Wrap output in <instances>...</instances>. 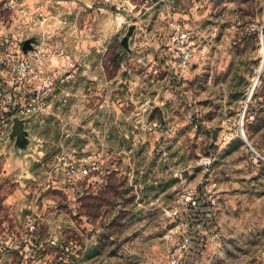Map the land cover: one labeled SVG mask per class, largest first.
Masks as SVG:
<instances>
[{
    "label": "rangeland",
    "instance_id": "374dc122",
    "mask_svg": "<svg viewBox=\"0 0 264 264\" xmlns=\"http://www.w3.org/2000/svg\"><path fill=\"white\" fill-rule=\"evenodd\" d=\"M263 17V0H14L1 10L0 52L20 55L25 41L63 49L71 65L55 53L47 67L72 76L25 121V142L0 139V264L22 262L1 238L20 241L30 216L34 236L57 230L58 264H169V208L202 180L217 184L219 237L192 245L185 264H264V164L248 147L264 155ZM106 152L102 172L63 189L61 154Z\"/></svg>",
    "mask_w": 264,
    "mask_h": 264
},
{
    "label": "built area",
    "instance_id": "2783aa9c",
    "mask_svg": "<svg viewBox=\"0 0 264 264\" xmlns=\"http://www.w3.org/2000/svg\"><path fill=\"white\" fill-rule=\"evenodd\" d=\"M264 2V0H263ZM0 11L8 9L14 5V0H0ZM264 25V17L262 19ZM123 21L119 19L121 24ZM180 43L183 45L188 39L187 33L179 29ZM71 61L64 54L63 49L52 52L46 49H33L23 51L20 55H14L8 49L0 52V70L5 69L10 73L13 81L19 84L23 82L24 89L14 91L21 96L20 101H12L10 108L6 107V101L3 98L4 92L8 93L9 89L6 85H0V139L11 132L12 119L18 117L25 121L32 114L42 112L47 107L46 101L49 96L54 95L55 91L61 87L71 74L63 75L59 70L53 67L48 69L47 60H50L53 54ZM58 53V54H57ZM4 67V68H3ZM16 94H11L15 97ZM11 98V99H12ZM247 104L245 103L243 113ZM148 129H159L160 123L150 121L144 124ZM165 136H163L162 144H165ZM250 159L254 164L263 163L264 155H261L256 149L249 145ZM106 153H86L78 156L71 153L66 159L64 155H60L59 160L68 168L64 170L62 187L66 191L76 187V182L86 179L92 173H100L103 168V160L107 156ZM210 157H202L198 161V165L207 168L211 165ZM217 184L213 180H202L196 186L186 187L182 189L173 199L168 214L171 218L170 235H177L178 242L171 245L168 250L169 264H185V254L188 253L192 245L198 246V250L202 242L218 241L219 232L214 225L217 209ZM38 226L36 216L28 217L25 234L21 236L22 241H29L34 237Z\"/></svg>",
    "mask_w": 264,
    "mask_h": 264
},
{
    "label": "crops",
    "instance_id": "0c3cea01",
    "mask_svg": "<svg viewBox=\"0 0 264 264\" xmlns=\"http://www.w3.org/2000/svg\"><path fill=\"white\" fill-rule=\"evenodd\" d=\"M0 74L4 78L3 82L7 84L5 87L7 88V90L9 89L8 93L4 92L3 94H4L5 101H6V107L10 108L12 105V101L21 100L20 94L19 93L16 94L14 92L20 87V84L17 85L15 82H13L12 77L8 76L7 72L0 71ZM61 87L67 88L65 84L61 85ZM61 87H60V90H61ZM12 93L16 94V96L13 98L11 97ZM77 155L80 156L79 153ZM49 232H50L49 236L35 235L29 241H22L19 239L20 241H18L17 243L12 239V237H9V236L3 237L1 239H3V242L5 244L11 243L9 245L12 251H17L20 255H22L23 260L20 264H25V258L28 256L33 258V260H31L33 264H58L56 262L57 260L56 258H58L59 255L58 256L56 255L57 251L55 248H57V245L55 242L59 241V235L56 234L57 230H55L54 228H51ZM53 250L55 252L54 253L55 257L53 258L54 260L50 259V252L51 251L53 252ZM60 252L61 250L59 251V253Z\"/></svg>",
    "mask_w": 264,
    "mask_h": 264
},
{
    "label": "water",
    "instance_id": "95a60500",
    "mask_svg": "<svg viewBox=\"0 0 264 264\" xmlns=\"http://www.w3.org/2000/svg\"><path fill=\"white\" fill-rule=\"evenodd\" d=\"M132 27L129 28V33ZM31 45L29 41H25L22 46V51L31 50ZM26 131L24 130V121L18 117L12 119V127L9 137L15 139V143L25 142Z\"/></svg>",
    "mask_w": 264,
    "mask_h": 264
}]
</instances>
